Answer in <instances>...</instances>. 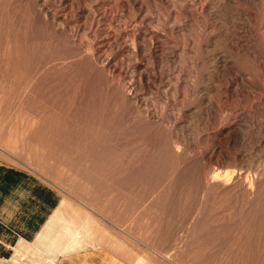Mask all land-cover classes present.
<instances>
[{"label":"rangeland","instance_id":"374dc122","mask_svg":"<svg viewBox=\"0 0 264 264\" xmlns=\"http://www.w3.org/2000/svg\"><path fill=\"white\" fill-rule=\"evenodd\" d=\"M0 162L130 264H264V0H0Z\"/></svg>","mask_w":264,"mask_h":264},{"label":"crops","instance_id":"0c3cea01","mask_svg":"<svg viewBox=\"0 0 264 264\" xmlns=\"http://www.w3.org/2000/svg\"><path fill=\"white\" fill-rule=\"evenodd\" d=\"M49 181L0 162V264H130Z\"/></svg>","mask_w":264,"mask_h":264},{"label":"bare ground","instance_id":"6f19581e","mask_svg":"<svg viewBox=\"0 0 264 264\" xmlns=\"http://www.w3.org/2000/svg\"><path fill=\"white\" fill-rule=\"evenodd\" d=\"M87 50V49H86ZM230 175V174H229ZM233 175V174H232ZM222 177V176H221Z\"/></svg>","mask_w":264,"mask_h":264}]
</instances>
